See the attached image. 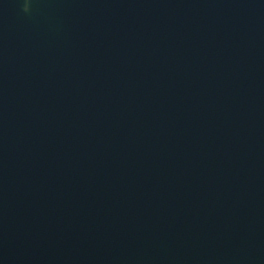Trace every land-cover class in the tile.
<instances>
[{
    "label": "water",
    "instance_id": "obj_1",
    "mask_svg": "<svg viewBox=\"0 0 264 264\" xmlns=\"http://www.w3.org/2000/svg\"><path fill=\"white\" fill-rule=\"evenodd\" d=\"M0 0V264H264V0Z\"/></svg>",
    "mask_w": 264,
    "mask_h": 264
},
{
    "label": "clouds",
    "instance_id": "obj_2",
    "mask_svg": "<svg viewBox=\"0 0 264 264\" xmlns=\"http://www.w3.org/2000/svg\"><path fill=\"white\" fill-rule=\"evenodd\" d=\"M29 3H30V0H25V4H24V11L25 12L29 11Z\"/></svg>",
    "mask_w": 264,
    "mask_h": 264
}]
</instances>
